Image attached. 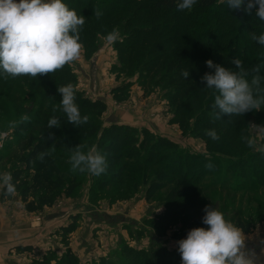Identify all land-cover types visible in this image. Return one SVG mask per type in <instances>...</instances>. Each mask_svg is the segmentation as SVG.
<instances>
[{
  "label": "rangeland",
  "instance_id": "1",
  "mask_svg": "<svg viewBox=\"0 0 264 264\" xmlns=\"http://www.w3.org/2000/svg\"><path fill=\"white\" fill-rule=\"evenodd\" d=\"M108 1L124 10L119 15V23L113 27L119 30L118 42H122V37L127 34L135 39L136 25L153 32L145 39L138 38L141 44L144 41V48L139 47V51L132 55L133 63H129L127 69H121L118 55L124 54L122 58L126 63L130 52L120 54L114 44H107L104 37L109 32L106 31L94 37V48L90 45L85 49L80 61L61 69L67 71L69 68L76 76V91L88 101H100L105 107L102 111L79 108L82 116H89V121L80 125L81 132L66 130L62 126L67 118L60 111V102L46 100L50 95L49 81L39 88L33 85L34 80L47 75L21 76L20 80L0 76V131L8 132L7 139L0 146V174H12L20 167L18 158L26 154L21 148L27 139L38 137V130L47 128L50 117L56 115L61 123L53 128L61 132L50 153L54 154L64 181L61 188L50 196V207H41L34 213L25 210L19 182L14 197H5L4 187L0 184V241L3 243L0 257H4L0 264H43V259L47 261L45 264H102L103 260L111 264H154L161 258L166 263L171 257L175 258L177 241L184 239L189 230L207 227L202 223L205 206L218 208L226 219L240 227L247 237L246 246L264 250V185L259 186L251 179V167L244 169L238 164L252 155L261 154L249 148L241 137L248 134L246 126L250 123L264 124V105L259 111L238 117L234 123L235 115H224L216 123L205 119L211 117L208 100L213 97L214 90L208 91L190 108L187 102L190 91L178 90L176 86L185 79L181 75L183 71L175 74L178 70L176 64L170 69L167 66L159 68L146 77L145 63H152L159 54L172 48L173 42H167L171 36L156 28L157 24L152 16H148L147 9L135 24L121 25V21L128 23L126 18L142 4L138 5L134 0ZM253 10L256 12V8ZM189 11L182 10V13ZM199 13L195 12L196 15ZM196 18L193 16L187 25H194ZM151 49L156 50L153 56L149 55ZM171 59L175 61V58ZM209 59L204 58V64ZM243 67L250 70L254 66L250 63ZM184 70L190 73L191 68ZM26 107L33 108L27 111ZM24 114L31 117L29 122L19 124L15 129L7 127L10 121H19ZM31 121L37 123V129L30 127ZM123 121L140 123V128L135 129H145L174 143L175 152L184 150L212 159L216 164L215 171L195 172L184 180L177 170L169 171L172 156L179 157L169 149H162L152 162H147L143 156L120 158L114 166V177L72 171L69 159L77 145H83L82 150L87 151L97 145L104 130L113 125L121 126L115 123ZM228 126H231L229 132L226 131ZM212 128L217 131L219 140L214 141L205 134ZM91 129L96 131L93 136ZM30 176L31 171L24 172L19 181L27 183ZM72 183H75L76 190L66 195ZM40 198L47 201L41 192L30 194L28 201L37 203ZM72 222L73 230L65 233ZM18 247H29L31 251L19 252ZM166 254L170 255L168 259ZM138 257L141 260L135 262ZM3 259L8 261L5 263Z\"/></svg>",
  "mask_w": 264,
  "mask_h": 264
},
{
  "label": "trees",
  "instance_id": "2",
  "mask_svg": "<svg viewBox=\"0 0 264 264\" xmlns=\"http://www.w3.org/2000/svg\"><path fill=\"white\" fill-rule=\"evenodd\" d=\"M134 1L137 2L138 5L142 4V7H138L132 13V16L126 18L128 23L121 21L120 24L128 25V27L135 24L139 20V16H143L142 12L147 9L149 12L148 16H152L154 22L157 24L156 28H159V30L163 29V33H167L171 36L172 39L170 38L167 42H173L171 49H166L159 54L152 63H145L144 70L146 71V77H150V75L159 68L165 69L167 66V68L170 69L174 64H176L178 68L175 73L177 75L187 67H190L191 71L189 77L176 85L178 90L190 91L187 96V102L190 103V108L194 107L195 102L204 97L208 91H211L205 88L206 83L201 81V77L205 73L214 72V69H209L206 63L204 64V58H210L216 64L237 70L235 66L231 64V60L238 57L242 60L243 66L250 63H252L254 67L260 65V75L264 77V46L252 39L253 34L258 36L264 33V21L259 20L254 10H252V13L249 15L242 10H232L228 8L227 4L221 3L220 0H197L196 4L189 12L182 13L181 10H177L176 8L178 0ZM63 2L66 3L70 9L76 10L78 15H83L86 18L80 33V42L84 45V50L89 48L90 45L94 48L95 45H92L94 37L105 31L110 32L108 30L119 23V15H122L124 12L122 6L108 0H63ZM147 5L148 7H146ZM96 8L103 12V16L100 19L94 16V9ZM195 12L200 13L196 15ZM230 12L232 14L229 17ZM193 16H197L196 23L194 25H187L192 21ZM160 22L165 23L164 25H158ZM259 22L262 24L260 25ZM134 29L133 33L136 37L135 39L133 35L127 34L122 37V42L117 41L113 45L114 49L120 54L126 53V51L130 52L126 63L124 61L125 59H123L124 54H122V56L118 55V60L123 70L127 69L129 63L133 61L132 55L139 51L138 48H144V41H142L141 44L138 38L143 37L145 39L153 32V30L137 25ZM155 52V49H151L149 55L153 56ZM257 55L260 56L258 59L256 58ZM224 56H227V58ZM171 58H175V61ZM164 59L165 62H162ZM245 70L249 72L248 79L250 80L253 75L252 69ZM15 79L20 80L21 76L15 77ZM34 81L35 83L33 85L38 88L41 87L44 82L49 81L50 95H46V100L58 103L60 102L61 94L58 93L57 88L66 86L69 83H72L75 87L76 76H73L68 68L67 71L60 69L46 77ZM261 87H264V80L261 81ZM214 95L208 100L209 105L214 103ZM203 100L204 99H202L201 102L199 101L200 105ZM75 102L79 108L98 111L105 109L100 101L90 102L78 91H76ZM32 108L33 107H26L27 111ZM209 109H211V106H209ZM238 117L242 116H235L232 123H234ZM226 118L228 119L229 117ZM205 119L212 121L211 117H205ZM30 123V127L33 129L38 128L35 121H31ZM62 126L66 130L71 131L81 132L83 130L81 126L77 127L67 122ZM230 129L231 126H228L226 131L229 132ZM91 131L93 136L96 131L95 129H91ZM60 132V130L54 128L49 129L48 127L38 130V137L28 138L26 145L21 148V151H25L26 154H22V156L18 158L20 167L15 169L12 176L15 185L19 182L21 200L25 204V210L29 213H34L44 206L50 207L52 203V197L50 196L63 185L62 172L56 166L54 154L50 153L51 146L58 138ZM9 144L11 145V143ZM96 144L98 150L106 154L109 161L108 170L104 174H110L112 177L116 175L113 170L120 158L143 156L147 162H152L162 153V149L164 151L169 149V151L179 156H172V163L170 164L171 170L169 171L172 173L175 172L173 170H177L181 173L180 176L183 177L182 179L184 180H187L189 175L195 172L197 174H204L215 171L216 164L212 159L205 156L190 154L188 151L184 150L175 152L176 145L174 143L156 137L145 129L138 130L128 126L113 125L108 130H104L101 133ZM128 151L129 153H127ZM41 153H45L43 160L40 159ZM209 162L213 165L211 169L205 167ZM238 164L244 169L251 167V179L257 182L259 186L264 185V155H252L250 159ZM259 169H261V171ZM119 170H123V168H119ZM29 171H31V176L28 178L27 183L19 181L22 174ZM153 188L157 189L158 186H154ZM75 190L76 185L72 183L67 188L66 195H71ZM39 192L42 194L44 193L47 197V201L44 200L45 198L38 199L41 201L37 200V203L28 201L30 194L35 195ZM197 196L201 197L200 194ZM73 226L74 222L67 227V230L65 229V233H70L73 230ZM65 233L62 231V235H65ZM16 250L19 252L31 251L29 247H18ZM141 252L142 251H138L139 254H143V252ZM174 254L175 258L171 257L166 263L164 259L161 258L159 262L156 261L154 264H182L178 247ZM169 257L170 255L166 254V259ZM136 260L135 262H138L141 258L138 257ZM42 262L43 264L47 263L46 259H43ZM102 264L111 263L103 260ZM130 264H133V262H130Z\"/></svg>",
  "mask_w": 264,
  "mask_h": 264
},
{
  "label": "clouds",
  "instance_id": "3",
  "mask_svg": "<svg viewBox=\"0 0 264 264\" xmlns=\"http://www.w3.org/2000/svg\"><path fill=\"white\" fill-rule=\"evenodd\" d=\"M197 0H178L177 10H191ZM232 10H242L251 14L256 8V16L264 21V0H220ZM94 16L100 19L103 12L94 9ZM86 18L70 9L63 0H0V76H31L36 78L49 75L82 59L84 45L80 42V33ZM252 39L264 46V33L252 35ZM111 45L120 40L119 30L113 28L105 37ZM209 69L201 77L205 88L214 90V103L211 105V120L215 123L224 115L243 116L250 111H259L264 105V87L261 81L260 65L252 68L253 75L244 69L240 58L231 60L233 68H226L205 61ZM181 75L186 79L189 70ZM76 88L72 83L57 88L60 99V111L66 116L67 123L74 126L86 124L89 116L81 115L76 101ZM54 112L56 109L53 110ZM31 117L24 114L19 121H10L9 129L29 122ZM60 117L53 115L48 128L59 127ZM247 135L241 139L246 145L264 155V124H249ZM212 140H219L215 128L206 130ZM8 137L7 131H0V146ZM83 145H77L69 159L72 171L101 176L109 167L107 155L93 145L83 151ZM45 153L40 154L43 160ZM211 169L209 162L205 165ZM0 184L4 187L5 197H14L17 193L11 173L0 174ZM202 223L207 227H196L188 231L186 238L177 241L182 264H257V254L246 247L245 233L218 208L205 206ZM264 251V250H262Z\"/></svg>",
  "mask_w": 264,
  "mask_h": 264
},
{
  "label": "crops",
  "instance_id": "4",
  "mask_svg": "<svg viewBox=\"0 0 264 264\" xmlns=\"http://www.w3.org/2000/svg\"><path fill=\"white\" fill-rule=\"evenodd\" d=\"M92 72V71H91ZM84 74L85 75H88L86 72H84ZM87 77V76H86ZM115 124H119V125H121V126H131V127H133V128H140V123H137V122H120V123H115ZM141 125H143V124H141ZM3 243L0 241V247H1V245H2ZM24 246H27V245H24ZM248 249H252V250H254L255 251V253L257 254V257H258V260H257V264H264V251H262V249H260V248H255V247H253L252 245H247L246 246ZM1 258H4V257H0V259ZM4 260V262L6 263V261H8V260H6V259H3Z\"/></svg>",
  "mask_w": 264,
  "mask_h": 264
}]
</instances>
